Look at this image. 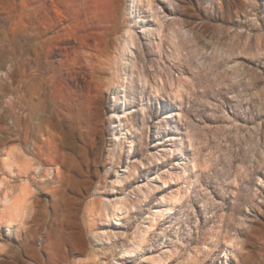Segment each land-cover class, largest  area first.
<instances>
[{"label": "rangeland", "instance_id": "1", "mask_svg": "<svg viewBox=\"0 0 264 264\" xmlns=\"http://www.w3.org/2000/svg\"><path fill=\"white\" fill-rule=\"evenodd\" d=\"M2 262L264 264V0H0Z\"/></svg>", "mask_w": 264, "mask_h": 264}, {"label": "clouds", "instance_id": "2", "mask_svg": "<svg viewBox=\"0 0 264 264\" xmlns=\"http://www.w3.org/2000/svg\"><path fill=\"white\" fill-rule=\"evenodd\" d=\"M3 211L10 214L14 223L19 224L21 228H26L28 222L35 216L37 208L34 203L30 204L23 197H20L12 201Z\"/></svg>", "mask_w": 264, "mask_h": 264}, {"label": "bare ground", "instance_id": "3", "mask_svg": "<svg viewBox=\"0 0 264 264\" xmlns=\"http://www.w3.org/2000/svg\"><path fill=\"white\" fill-rule=\"evenodd\" d=\"M38 16H39V14H37ZM37 15H36V23H38V22H40L39 20H38V17H37ZM26 149V148H25ZM19 151H21V155H20V158L22 159V162H23V166L25 165V164H29V161L28 160H26L25 158H27V157H25V152L23 151V148H21ZM21 165V166H22ZM22 168V167H21ZM43 168V167H42ZM27 169V168H26ZM46 170V169H45ZM24 171H27V170H24ZM24 171H22V173H24ZM31 171V170H30ZM43 171V170H42ZM29 172V171H28ZM27 173V172H26ZM46 173V172H45ZM28 174V173H27ZM58 174H60V173H58ZM56 178V177H55ZM70 178V177H69ZM139 178V177H138ZM68 179V178H67ZM57 180V179H56ZM61 180H64V178L63 179H61ZM70 181V180H69ZM60 182V181H59ZM64 182H66V179L64 180ZM67 183V182H66ZM68 185V184H67ZM63 188V187H62ZM64 189V188H63ZM23 198L27 201V194L29 193V189H27V191H26V189H23ZM26 192H28V193H26ZM11 253V252H10ZM12 254H13V252H12ZM17 253H15V255H16ZM20 255V254H19ZM18 255V256H19ZM14 256V255H13ZM12 257V256H11ZM16 257V256H15ZM14 258V257H13ZM17 258V257H16ZM5 262V261H4ZM4 262H2V264L4 263ZM1 264V263H0ZM5 264H7V263H5ZM13 264H15V263H13Z\"/></svg>", "mask_w": 264, "mask_h": 264}]
</instances>
